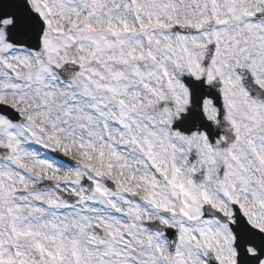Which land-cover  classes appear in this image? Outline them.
<instances>
[{
  "label": "snow or ice",
  "instance_id": "obj_1",
  "mask_svg": "<svg viewBox=\"0 0 264 264\" xmlns=\"http://www.w3.org/2000/svg\"><path fill=\"white\" fill-rule=\"evenodd\" d=\"M0 264H264V0H0Z\"/></svg>",
  "mask_w": 264,
  "mask_h": 264
}]
</instances>
